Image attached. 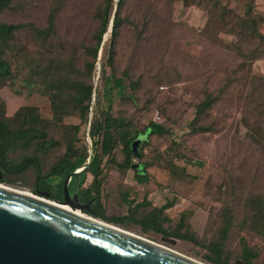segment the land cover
I'll return each instance as SVG.
<instances>
[{
  "label": "rangeland",
  "instance_id": "1",
  "mask_svg": "<svg viewBox=\"0 0 264 264\" xmlns=\"http://www.w3.org/2000/svg\"><path fill=\"white\" fill-rule=\"evenodd\" d=\"M113 1L114 11L117 0ZM102 2L12 0L10 8L0 14L4 22L23 25L16 37L31 57L30 61L14 62L12 77L0 87L1 118L18 125L21 119L13 118L17 110L33 107L47 124V137L57 142L47 153L36 151L34 146L9 149V161L35 154L41 172L46 173L66 149L71 137L66 125L80 122L76 113L60 122L53 118L49 95L33 75L37 47L29 39L28 25L45 26L48 14L55 9L57 35L53 42L62 46L63 59L73 62L72 75L85 78L86 62L92 58L83 46L96 43L95 13ZM119 16L122 22L114 39L113 65L105 64L104 55L110 19L86 79L96 88L92 112L98 108L104 77H121L124 90L114 98L112 114L124 117L132 129L142 130L153 121L166 131L150 135L149 142L138 148L141 156L131 158V163L147 164L150 177L145 184L135 181V169H123L121 144L101 158L100 201L105 214L126 215L127 201H132V206L149 203L140 206V215L173 201L174 205L165 210L168 220L163 226L174 229L183 214L197 241L165 237L132 221L114 225L197 261L215 264L208 260L215 259L208 245L218 239L225 211L231 215L232 224L220 263L244 264V238L258 253L252 264H264V236L248 226L254 209L250 198L264 199V42L251 37L243 19L237 20L253 18L264 35V0H124ZM132 82H137V87ZM207 94L214 101L198 124L208 126L209 131H194L196 104ZM101 102L107 105L106 100ZM85 128L82 124L73 137L80 153L90 144ZM2 179L1 184L42 196L32 192V166L20 173L5 171ZM91 181L87 174L79 190Z\"/></svg>",
  "mask_w": 264,
  "mask_h": 264
},
{
  "label": "trees",
  "instance_id": "2",
  "mask_svg": "<svg viewBox=\"0 0 264 264\" xmlns=\"http://www.w3.org/2000/svg\"><path fill=\"white\" fill-rule=\"evenodd\" d=\"M124 0H117V5L113 11V0H103L101 7L96 9L97 32H95L96 43L94 46H83L85 52L92 58L91 62H86V72L88 76L85 78L73 76L74 65L71 60H64L62 57V46H57L53 42L54 36L57 35L55 27V9H52L47 16L46 24L43 27H37L33 24L28 25V36L37 47L33 63V75L43 84L49 99L51 101V109L53 118L58 122L63 117L76 113L80 122L78 124L66 125L71 137L67 140L64 153L50 166L46 173L41 172L40 161L34 155L20 158L16 162L7 159V151L9 149L27 148L34 146L36 151L47 153L52 147L57 145L47 136V124L42 122L33 107H21L14 114L13 118L21 119L17 124H10L1 118L3 105L0 103V160L5 164L7 171L12 173H20L25 171L29 166L35 170V181L32 192L47 191L49 198L62 200L63 181L68 172L78 169L87 164L89 157L88 148L90 149L91 161L87 169L81 173L72 176L68 191L78 192V201L82 204L88 203L89 209H84L85 213L107 221L108 223L117 225H127L129 223H141L145 228L153 229L165 237H176L185 240L197 241L192 233L189 232L185 223L184 215L181 214L179 221L174 229H168L163 226L168 220L165 210L174 205L173 201L165 202L160 207H152L144 215L138 214L140 206L149 205L148 202L138 203L132 206V201H127L128 213L126 215H106L100 201V187L102 184V159L103 156L111 154L115 146L122 145L124 152L123 169L129 167L135 169V181L139 184H145L149 181V173L146 170V163H131V158L141 156L138 148L142 143L147 144L148 137L156 134L161 135L166 128L158 122L150 121L142 130L132 129L130 122L124 117L114 116L111 112L112 103L116 96H120L124 90L123 79L121 77L105 76L102 95L97 100L98 108L92 112L95 104L94 97L96 88L93 83H89L86 79L90 77V71L94 67V62L98 55V50L102 41V35L107 31L111 19L110 38L107 48L104 51L106 57V65H113L114 58V39L119 33L122 19L119 16V9ZM12 0H0V14L8 10ZM251 11V10H250ZM243 19L244 27L251 32V37L257 38L264 42V35L255 27L253 18L239 17L237 20ZM249 22V23H248ZM23 25L15 23H7L0 18V87L12 77V64L14 62L30 61V55L24 47L20 45L17 33L22 29ZM20 47H19V46ZM23 56H20V52ZM43 64V65H42ZM105 66V65H104ZM112 82L111 85L109 83ZM133 87H137V82H132ZM114 90V91H113ZM103 100L107 101V105H102ZM213 97L207 94L205 98L196 104L195 117L192 121L193 130L199 132L209 131V127L198 124L199 119L211 108ZM87 129L84 131L89 137L90 144H86L83 152L76 150L74 146L75 137L81 125ZM43 127V129H42ZM139 137H142L139 139ZM136 139L140 140L137 147V154L132 152V142ZM133 164H138L133 167ZM87 174L92 176V181L85 189L82 186ZM1 179L0 181H2ZM254 207L253 214L249 215L248 226L251 230L264 236V199L259 196L250 198ZM140 216H138V215ZM253 215V216H252ZM231 215L224 211L223 223L219 230L217 240L209 243L208 247L212 250L215 259H208L215 264H221L220 260L223 256V246L227 239L228 231L232 224ZM185 228V229H184ZM184 231L182 232L181 230ZM243 241L241 258L244 264H252V260L257 258L258 253L253 251Z\"/></svg>",
  "mask_w": 264,
  "mask_h": 264
},
{
  "label": "water",
  "instance_id": "3",
  "mask_svg": "<svg viewBox=\"0 0 264 264\" xmlns=\"http://www.w3.org/2000/svg\"><path fill=\"white\" fill-rule=\"evenodd\" d=\"M139 143V139L132 142L134 155ZM90 159L91 154L86 165L65 176L62 200H51L47 191L39 190L48 199L41 201L0 186V264H205L91 215L59 207L89 209L68 187Z\"/></svg>",
  "mask_w": 264,
  "mask_h": 264
},
{
  "label": "bare ground",
  "instance_id": "4",
  "mask_svg": "<svg viewBox=\"0 0 264 264\" xmlns=\"http://www.w3.org/2000/svg\"><path fill=\"white\" fill-rule=\"evenodd\" d=\"M0 186H2V187H6V189L8 188V189H12V190H14V191H16V192H20V193H23V194H26V195H29V196H32V197H35L36 199H38V200H41V201H48V199H46V198H44V197H42V196H38V195H35V194H33V193H30V192H26L25 190H22V189H18V188H12V187H10V186H7V185H4V184H1L0 183ZM59 205V207H61L62 209H65V210H67V211H71L72 213H75V214H78V215H81V216H84V217H88V218H92L91 216H89V215H87V214H84V213H82V212H79V211H77L78 209H72L69 205H67V204H58ZM111 224V223H110ZM113 225V224H112ZM118 227V226H117ZM120 228V227H119ZM120 229H122V228H120ZM122 230H124V229H122ZM124 231H126V232H128V233H132V231L131 232H129V231H127V230H124ZM132 235H135V236H138V237H141V236H139V235H137V234H135V233H132Z\"/></svg>",
  "mask_w": 264,
  "mask_h": 264
},
{
  "label": "flooded vegetation",
  "instance_id": "5",
  "mask_svg": "<svg viewBox=\"0 0 264 264\" xmlns=\"http://www.w3.org/2000/svg\"><path fill=\"white\" fill-rule=\"evenodd\" d=\"M7 171V168L5 166V164L3 163V161L0 160V180L3 178V173ZM74 193V191H73ZM71 193V194H73Z\"/></svg>",
  "mask_w": 264,
  "mask_h": 264
}]
</instances>
